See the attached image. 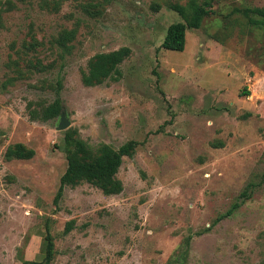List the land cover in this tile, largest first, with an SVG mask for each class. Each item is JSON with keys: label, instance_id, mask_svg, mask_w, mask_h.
<instances>
[{"label": "rangeland", "instance_id": "374dc122", "mask_svg": "<svg viewBox=\"0 0 264 264\" xmlns=\"http://www.w3.org/2000/svg\"><path fill=\"white\" fill-rule=\"evenodd\" d=\"M8 1L14 7L0 27V264L41 261L46 233L49 264H264V29L240 13L264 0H208L211 13L186 31L182 52L161 43L182 22L169 5L189 0H111L94 16L77 5L95 0H61L57 13L43 8L52 0ZM73 27L63 62L19 77L11 61L24 72L20 58L52 61L48 41ZM31 36L46 46L22 55ZM122 47L129 56L119 78L85 87L88 60ZM58 78L63 111L31 121L28 104L50 103ZM61 115L70 126L58 131ZM67 130L92 149L135 143L116 174L121 193L83 183L54 203ZM14 143L33 158L5 161Z\"/></svg>", "mask_w": 264, "mask_h": 264}, {"label": "trees", "instance_id": "16d2710c", "mask_svg": "<svg viewBox=\"0 0 264 264\" xmlns=\"http://www.w3.org/2000/svg\"><path fill=\"white\" fill-rule=\"evenodd\" d=\"M111 0H95L87 3H79L77 7L84 13L94 16L99 13V9L108 5ZM61 0L43 1V8L52 13L59 11ZM210 2L205 0L200 3L197 0H189L187 5L171 3L169 8L176 12L182 22L171 24L167 30L165 37L161 43V48L167 51L182 52L186 43V31L189 29H199L205 17L209 16ZM11 1L0 0V27H2V16L5 12L13 8ZM243 17L247 19L249 25L264 29V6L260 8H245L240 11ZM256 16L253 17V16ZM77 33L76 27L71 29L62 28L55 36L48 41L50 53L55 55L54 59L48 63H44L37 56L31 58H20L24 63L26 72L19 67L20 62L11 61L18 72L19 77H23L26 73H51L56 68L57 61L63 62L65 56L72 51V42ZM46 46L31 36L29 42L23 43L21 54L28 53L37 54ZM129 56V49L126 47L117 50L99 53L92 56L87 62L86 72L81 74V82L85 87H94L103 84L106 81L116 80L120 76L119 67L122 62ZM9 64V65H10ZM60 64L58 70L62 68ZM61 80L58 78L51 90L54 91V99L45 105L41 102H31L28 104V115L31 121L46 122L57 118L63 111V105L60 98ZM243 95H247L244 92ZM135 143L127 142L117 149H113L108 145H99L96 149H92L86 145L84 141L79 139L74 131L67 130L64 133L61 149L65 154L66 169L59 180V186L54 198L57 204L61 198L65 188H75L83 183L89 184L102 192L106 196L117 195L122 191V183L117 179L116 174L122 164L124 157H132L135 151ZM34 150L26 147L21 143L8 145L3 153L5 161L20 160L27 161L33 158ZM237 208L234 205L225 215L229 216L232 211ZM72 222H69L65 231L71 229ZM44 257L41 261H23L22 264H49L54 256V244L51 236L46 233L44 236Z\"/></svg>", "mask_w": 264, "mask_h": 264}, {"label": "water", "instance_id": "95a60500", "mask_svg": "<svg viewBox=\"0 0 264 264\" xmlns=\"http://www.w3.org/2000/svg\"><path fill=\"white\" fill-rule=\"evenodd\" d=\"M70 123L66 120L63 119V116L61 115L58 121V124L56 126V130L58 131H62V130H66L67 128H69Z\"/></svg>", "mask_w": 264, "mask_h": 264}]
</instances>
